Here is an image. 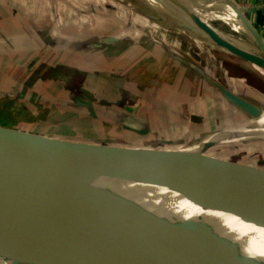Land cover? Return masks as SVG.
Instances as JSON below:
<instances>
[{"label": "bare ground", "instance_id": "1", "mask_svg": "<svg viewBox=\"0 0 264 264\" xmlns=\"http://www.w3.org/2000/svg\"><path fill=\"white\" fill-rule=\"evenodd\" d=\"M24 1L32 4L34 16L42 15V12L36 8L42 0ZM49 1L53 0H47V3ZM72 1L77 3L75 8L81 11L87 0ZM93 1L90 2L91 6L96 5V2L104 3V0ZM110 1H115L112 2L113 5L110 4L112 7L120 6L125 9L124 14L127 17L124 18L155 30V36L166 40L167 43L163 44L171 51H174V48L169 42L181 48L186 46L187 50L199 56L200 62L213 64L225 74L226 70L216 56V51H221L247 63L255 74L243 65L242 68L250 71L258 79L264 80V54L248 32L243 16L229 0ZM193 10L200 11L204 19L212 20L215 27H211L206 21L197 17L192 13ZM51 15L60 16L55 11ZM197 22L203 23L239 49L260 55L263 57L262 60H246L219 44L204 39L202 37L204 32L198 27ZM184 25H189L193 29H187ZM157 29L161 31L157 32ZM48 32L56 35L57 31L51 28ZM167 33L172 37L170 38ZM59 35L64 37L59 33L56 35L59 39H61ZM181 35L191 39L193 45L181 39ZM121 37L117 36V41H123ZM184 57L192 59L203 67L211 81L222 83L224 77L220 72L216 71V76L209 71L212 70L209 65L201 64L189 56ZM227 80L228 78L225 79ZM234 82L239 83L242 89L247 91H257L254 87L246 86L242 80L235 79ZM231 87L234 93L245 96L240 87ZM260 95L264 99V94L260 93ZM257 126L251 134L238 136L218 134L211 141L198 139L194 142L193 140L189 141L190 145L187 147L159 152L152 149L145 150L143 147L127 146L113 149L87 143L42 140L20 133L1 132L5 131L1 129L0 134L16 140L22 148L36 152L48 151L75 164H86L88 160L107 163L141 160L148 163L169 164L168 169L184 175L181 167L188 165L197 172H201V169H196L197 164L204 168L202 170L208 168L215 171L223 170L225 168L223 165L196 159L195 155L197 157L199 155L198 150L207 146H222L248 139L250 136L263 139L264 120L259 121ZM189 147H192L191 153L187 152ZM90 190L98 216L110 223L118 233L117 243L128 264H204L203 256L220 253L222 244L230 246L236 254L247 253L250 257H257V260L264 262V205L242 202L233 206L220 198L240 197L246 194L264 196V185L235 183L217 187L179 186L176 191L171 186L160 184L152 177L109 178L92 183ZM206 195L210 198L202 200ZM240 216H246L251 220H244ZM47 229L54 231L64 240L70 250L67 251L63 244L58 245ZM130 239L146 245L155 263H151L141 248ZM6 248L44 255L63 262L92 263L93 257H96L98 264H109L107 254L100 243L71 225L60 209L39 192L0 176V250Z\"/></svg>", "mask_w": 264, "mask_h": 264}, {"label": "rangeland", "instance_id": "2", "mask_svg": "<svg viewBox=\"0 0 264 264\" xmlns=\"http://www.w3.org/2000/svg\"><path fill=\"white\" fill-rule=\"evenodd\" d=\"M91 1L94 2L93 0L85 1L81 11H78L75 8L77 3L72 0H53L49 3L47 0H42L36 6L42 15L34 16L31 3V5L27 4L24 0H0V30L5 32L10 30L5 33L6 35L0 34V125L13 130L1 129L5 130L1 132H18L22 135L95 142L118 147L179 149L189 146V141L214 140L218 134L230 136L251 134L258 127L257 123L264 120L263 115L262 118L249 123L242 113L228 107V112L223 115L222 120L210 121L206 124L195 121L201 124L199 129L183 136L177 135L175 139H172L173 136L162 137L161 135H158L159 138L130 134L117 135L119 130L110 128L108 123H100L97 119L101 110L104 120H109L105 114H108L107 109L114 98L110 92L118 90L115 87V73L109 70L112 67L108 65L109 62L114 64L117 61L115 57H118L115 54H123L131 48L135 51L138 47L136 49L138 53L148 49L169 48L163 44L167 43L166 40L155 36V30L124 18L127 17L124 14V8L110 5H113L112 2L115 3V1L104 0V3L96 2L94 6L90 5ZM54 11L60 16H52ZM60 11L65 14H61ZM192 13L211 27H215V23L204 19L200 11L193 10ZM136 19L139 20V17L136 16ZM129 24L135 28L131 29ZM51 28L57 31L56 35L60 33L64 37L59 35L61 38L59 39L53 34L55 39L51 38L48 33ZM32 30L43 31L45 33L42 36L46 37L43 39L41 34L35 32L31 34L33 37L25 38L20 35L8 38L17 31L24 33V31ZM126 30L131 31L132 42L128 39L127 43L124 39L114 41L116 43L107 40L111 36L130 38L131 34L125 33ZM159 31L157 29V32ZM168 35L172 37L171 34ZM180 37L184 41L191 40L182 35ZM183 49L186 55L190 53L199 58L198 55L187 50L186 46H183ZM107 55L110 56L106 57ZM216 56L226 70L225 74L219 67L206 64L212 67V70L214 69L209 71L216 76L217 72L223 75L224 79L221 81L225 82L227 89L232 88L231 86L242 89L239 83L234 82L235 79L242 80L246 86L257 90L247 91L243 88L240 89L242 94L253 100L264 102L260 95V93L264 94V80L258 79L247 63L221 51H216ZM110 57L113 60H108ZM120 58L123 64L124 55ZM241 65L249 68L254 74L242 68ZM227 78L228 80L225 81ZM100 93L104 94L100 96ZM122 94L126 100H122L121 104L128 101L134 103L135 100L137 103L140 100L139 96ZM262 105L264 106V103ZM248 123L249 126H247ZM252 137L222 146L204 147L203 154H199L198 157L195 155V158L216 163L213 157L223 162L227 161L233 166L250 165L264 171V138ZM192 147L188 148V153H191ZM238 255L242 259L250 256L247 253Z\"/></svg>", "mask_w": 264, "mask_h": 264}, {"label": "water", "instance_id": "3", "mask_svg": "<svg viewBox=\"0 0 264 264\" xmlns=\"http://www.w3.org/2000/svg\"><path fill=\"white\" fill-rule=\"evenodd\" d=\"M239 13L243 16L246 28L258 48L264 54V39L252 24V22L244 15L233 0H229ZM198 27L204 32L202 36L211 43H217L226 50L238 55L246 60L261 61L263 57L255 55L239 49L226 38L215 33L203 23L197 22ZM187 29H193L189 25H184ZM45 33L39 31L40 36ZM50 37L54 38L51 32ZM46 36H44L45 38ZM12 38V37H9ZM43 38V36H42ZM55 39V38H54ZM57 39V38H56ZM108 41H117V37H108ZM116 43V42H114ZM81 48V47H78ZM167 52L171 53L176 59L183 63L197 67L202 74L210 80L206 75L203 67L198 65L192 59L178 55L167 48ZM211 81V80H210ZM214 83L220 91L245 115L252 120H258L264 115V106L260 103L254 102L247 96L234 93L227 89L225 85L219 82ZM249 123L247 126H249ZM0 129L10 130L0 125ZM13 131V130H10ZM16 132V131H14ZM243 132V131H239ZM18 133V132H17ZM22 134V133H20ZM28 137H35L41 139H48L54 141H66L72 143H89L93 145H100L111 147L113 149H122L124 147L111 146L107 144L86 142V141H70L57 138H46L32 135ZM145 150L165 151V149L145 148ZM204 149H199L198 153L203 154ZM214 162L225 166L221 171L212 169H205L201 165H195L196 169H201V172L194 171L190 166L181 167L184 175L178 174L175 170L168 169L169 164L148 163L141 160L125 161V162H103L99 160H88L86 164H75L66 161L59 156L48 151H32L22 148L16 140L0 134V176L17 181L31 189L39 192L55 207L65 215L68 222L96 239L107 254V261L109 264H128L124 253L117 243L118 233L114 231L113 226L105 220L100 219L94 203L92 200L90 186L94 182L102 181L109 178H155L160 184L171 186L176 191L179 186H198V187H217L227 184H251L264 185V171L253 168L250 165H242L238 167L233 166L227 161H222L213 158ZM210 197L204 196L202 200ZM223 201L230 205L237 203H258L264 205V196L256 194H246L240 197H220ZM133 206L134 204L131 203ZM244 220H251L246 216H240ZM47 232L52 235L54 241L58 245H65L66 250L70 247L64 240L60 239L58 235L47 229ZM137 244L139 248L145 253L151 263H155L150 249L140 241L131 240ZM222 251L218 254H211L203 256L204 264H264V262L248 256L240 258V255L234 253L230 246L222 244ZM225 250V252H224ZM234 254V255H233ZM237 255L238 257H236ZM98 258L93 257V262L88 263L84 261L77 262H63L54 260L48 256L36 255L20 251L15 248H6L0 250V264H98Z\"/></svg>", "mask_w": 264, "mask_h": 264}, {"label": "crops", "instance_id": "4", "mask_svg": "<svg viewBox=\"0 0 264 264\" xmlns=\"http://www.w3.org/2000/svg\"><path fill=\"white\" fill-rule=\"evenodd\" d=\"M233 1L264 39V0ZM129 25L131 29L135 28L132 24ZM35 31L37 30L20 32L12 38L20 35L25 38L33 37L31 34ZM125 33L131 34V31L126 30ZM132 37V34L130 38L122 36L125 43L132 42ZM188 42L193 45L191 40ZM172 47L174 48L172 52L178 55L184 54L199 61L190 53L186 55L183 48L173 45ZM136 49L134 51L131 48L123 54H115L118 56L115 57L117 61L114 64L110 62L108 64L112 66H109V70L115 73V87L118 90L110 92L114 98L110 101L108 114H105L109 120H104L101 110L99 113L102 115H98L97 119L100 123H108L110 128L119 130L117 135L130 134L147 138H159L158 135H161L162 137L173 136L172 139H175L177 135L183 136L199 129L201 124L195 121L206 124L210 121L222 120L223 115L228 112V107L242 113L247 118L246 121L250 119L197 67L181 62L165 49H148L140 53ZM93 55L96 56V54ZM121 55L125 57L123 64L120 62ZM109 59L113 60L111 57ZM199 63L206 64L200 61ZM224 83L222 82L223 85ZM122 93L139 96L140 100L136 103V100L131 99L134 103L128 101L121 104L125 99ZM101 94L104 93L99 95Z\"/></svg>", "mask_w": 264, "mask_h": 264}, {"label": "flooded vegetation", "instance_id": "5", "mask_svg": "<svg viewBox=\"0 0 264 264\" xmlns=\"http://www.w3.org/2000/svg\"><path fill=\"white\" fill-rule=\"evenodd\" d=\"M6 32H10V30H8V31H6ZM6 32H5V31H1V30H0V34H1V33H2V34H5ZM35 32L39 33L38 31H35ZM35 32H34V33H35ZM17 34H18V31H17L15 34H14V33H12L10 36H8V38H9V37L16 36ZM5 35H6V34H5Z\"/></svg>", "mask_w": 264, "mask_h": 264}]
</instances>
